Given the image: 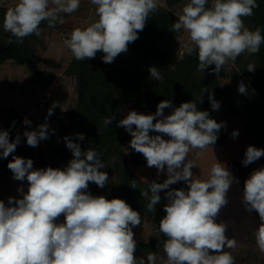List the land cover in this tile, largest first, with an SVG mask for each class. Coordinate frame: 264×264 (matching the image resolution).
<instances>
[{
    "label": "clouds",
    "instance_id": "9594fccd",
    "mask_svg": "<svg viewBox=\"0 0 264 264\" xmlns=\"http://www.w3.org/2000/svg\"><path fill=\"white\" fill-rule=\"evenodd\" d=\"M80 3L81 0H18L5 12L3 30L17 43H23L29 35H41L44 21L49 28L64 24L61 14L78 11ZM90 3L96 6L98 20L74 28L63 44L77 61L94 59L102 52V60L108 64L128 51L149 16L161 6L159 0ZM258 6L257 0H188L171 31L188 33L186 40L179 41L184 54L197 55L198 71L214 65L210 71L218 77L226 64L235 63L245 53L257 54L264 44V29L249 30L244 23V18L251 17ZM12 42L9 39L7 43ZM255 68L254 64L247 66L249 72ZM148 70L151 79H162L157 67ZM205 92H209L207 88ZM238 92L248 95L243 82ZM208 99L211 109L219 110L214 94L209 92ZM165 109L172 111L165 115ZM52 114L49 108L48 116ZM114 119L115 115L106 117L103 123L108 126ZM23 123L30 125L31 121L25 118ZM116 126L131 135L130 148L143 155L147 167H154L157 175L166 172L162 183L150 182L147 189H139L135 179L129 184L148 200L147 210L151 213L161 202L160 193H165V215L159 222V232L166 237L163 256L155 252L146 258L135 255L133 229L141 225L140 212L121 198L107 199L88 190L90 182L99 188L107 185L108 173L101 171L105 165L95 149L83 150L80 143L66 136L64 142L72 159L63 168H34L32 159L15 155L8 163L13 179L26 180L28 187L26 192L23 184L18 187L20 198L9 197L7 204L0 200V264H235L226 249H235L238 241L228 237V225L217 222V218L238 181L218 160L211 165L207 178L200 179L192 171L198 165L189 159L194 150L213 147L226 123L210 118V113L199 110L195 101L174 107L166 99L158 103L154 114L131 110ZM75 135L79 141L85 139L83 133ZM231 135L238 137V130ZM23 136L27 145L36 147L49 138V126L38 125L36 130L24 131ZM19 143V134L10 141L8 130H0V158L14 153ZM262 156L264 149L250 145L242 164L248 166ZM178 182L187 187L171 188ZM241 203L245 211L259 215L255 244L264 253V167L253 170L244 181Z\"/></svg>",
    "mask_w": 264,
    "mask_h": 264
},
{
    "label": "trees",
    "instance_id": "16d2710c",
    "mask_svg": "<svg viewBox=\"0 0 264 264\" xmlns=\"http://www.w3.org/2000/svg\"><path fill=\"white\" fill-rule=\"evenodd\" d=\"M160 1L164 5L160 2L158 11L149 16L143 31L138 33L139 38L129 44L126 53L119 55L110 64L103 62L102 52H98L94 59L83 61H77L71 52L59 60L45 57L46 33L57 32L64 24L58 23L49 28L47 21H44L40 25L39 37L32 34L24 38L23 43H17L15 37L3 30L4 14L8 7L0 5V66L12 62L15 66L24 68L27 71L25 85L31 87L32 91H41L44 94L48 92L58 74L64 73L74 78L78 98L70 124V137L80 143L83 150L92 148L100 153L101 161L105 165L101 171L108 173L109 180L104 188H98V196L104 195L107 199L121 198L134 210L139 211L141 217L146 216L155 224V234L151 240L137 241V257L147 256L152 252L159 255L162 252L166 237L159 232V222L165 215L163 206L167 201L164 198L165 193L161 192V202L156 206V212H148V200L141 196L139 189H147L150 182L141 181L135 173L137 168L146 165V160L142 154L130 148L131 135L124 128L116 126L118 121L123 119L122 113L126 107L154 114L158 103L167 99L172 101L174 107H179L183 102L195 101L199 110L209 112L210 92L217 101H223L222 105L228 110L242 105L247 115L245 131L250 143L255 141V144L264 146V44L260 46L257 54L245 53L237 58L233 64L240 66L241 74L234 73V84L224 88L217 75L210 71L214 65L204 72L198 71L199 61L196 54H179V41L183 30L171 31L172 24L178 19V15L171 9L188 0ZM257 4L259 6L253 10L254 14L244 18L246 27L253 31L257 27L264 29V0H257ZM90 7V0H81L78 11L70 15L62 13L61 16L66 20ZM9 39L13 41L12 44L7 43ZM248 64L256 66L254 72L247 70ZM152 66L160 70L161 80L151 79L148 69ZM240 82L247 86L248 95L238 92ZM205 88L209 92L203 94ZM171 111L172 109H165L164 114L168 115ZM3 115L2 129L8 130L10 141L14 140V133L22 123V116L16 111L7 110L3 111ZM113 115L115 119L105 126L104 119ZM79 133L84 134L83 141L77 140L75 134ZM164 138L168 139L166 136ZM226 145V135L220 131L214 146ZM126 146L129 147L127 154L124 150ZM13 155L32 159L33 164L43 168H63L72 159L71 151L67 149L65 142L51 146L36 155L26 152L19 143L14 153L7 158H0V171H11L7 165ZM133 179L139 189L129 186ZM92 185L90 182L89 191ZM186 187L183 182L171 186L174 189ZM232 255L235 264H264V259H254L248 253Z\"/></svg>",
    "mask_w": 264,
    "mask_h": 264
},
{
    "label": "rangeland",
    "instance_id": "374dc122",
    "mask_svg": "<svg viewBox=\"0 0 264 264\" xmlns=\"http://www.w3.org/2000/svg\"><path fill=\"white\" fill-rule=\"evenodd\" d=\"M159 2L161 1L159 0ZM210 2L211 0H209V3ZM17 3L18 0H0V5H6L8 8L15 6V4ZM186 3H188V1H185L184 3L171 10L178 15L182 12V8ZM161 4L163 3L161 2ZM97 20L98 16L96 15L95 5H92L90 9L85 10L75 17L66 19L63 27L60 30L51 34H49L48 32L46 33L47 37L44 40L46 51L44 53V56L53 57L57 60L62 59V57L64 56H68L71 51L65 47L63 41L64 39L68 38L69 34H67L65 31H71L76 28V26L79 27V25H81V27H86L89 24L96 22ZM62 29H64L65 31H62ZM187 36L188 33L183 31L180 41L186 40ZM183 53V49L179 47V54ZM0 68V81L3 85V88L12 97V102L14 105H18L19 101L23 102V104H21V110L27 113L36 103H38L39 96L43 95L44 93H42L41 91H32L31 87L25 85L24 81L27 77V71L24 68L17 67L12 62L7 63L6 65H2ZM234 73H240V66L233 63L226 64L221 70L218 78L224 88H226L228 85L234 84ZM15 75H17V82H15V79L12 80V77ZM64 80L66 79H62L60 83ZM56 88L57 87H55V89ZM55 89H51L52 94H56V96L52 95L55 98L53 99V106H56L57 104L59 105L63 97L67 100L65 105V109L67 111V119L66 121L64 120L63 122H59V124H55L54 138L56 145H58L64 142V137L71 136L70 124L73 112L77 105L78 97L76 92L75 80L73 77L65 86L64 90L56 92ZM18 91L21 94H18ZM218 102L220 103L219 110L213 111L210 105L209 112L210 116L213 119L219 122L226 123V127L222 128L220 131L226 135L228 145L213 147L210 146L203 151L194 150L192 153H190L189 159L195 161L198 167H193L192 171L196 175V177L200 179H206L211 165L218 160L219 162L224 163L233 173L238 183L233 184L228 193L229 203L225 208L221 210V213L217 218V222H225L228 225V237L235 238L238 241V246L235 249H226V251H230L231 254L248 253L249 255L253 256L254 259H264V253L260 252L255 244L254 233L256 231V228L260 224L259 215L255 211L248 213L247 211H245V208L241 203L244 181L248 178L253 170L264 167V156H262L257 161L249 164L248 166H244L242 164L244 153L247 147L250 145L261 149H264V146L255 144V141H253L252 144L250 143L249 137L245 131L247 115L242 105H238L237 107L228 110L226 107H224V105H222L224 103L223 101ZM7 107H4L7 111L14 110L13 105H9ZM45 109L46 108L39 107L34 111L36 114H42ZM54 109L57 108L53 107V111H55ZM48 110L46 111L47 113H45V117L47 118L51 117L47 115ZM131 110L134 109H132V107L130 106L126 107L124 112L122 113V117L124 118V116ZM137 112L143 114H153L150 112ZM54 113L56 114L57 112ZM234 130H238L239 132V135L236 138H233L231 135ZM19 133H22V129ZM48 141L50 140H47V144L49 145L50 143ZM124 150L128 151L129 147L126 146ZM33 167L43 168L42 166H38L35 163L33 164ZM135 173L136 176L144 182L164 181L167 178L166 172L157 175V170L154 167L149 168L147 167V165L140 166L135 170ZM11 178L13 179V174H11ZM10 180L11 179L8 175H0V200H3L6 204L9 197L20 198V194L17 192V189L21 186V184H23L25 192L27 191L28 187L26 180L21 182L13 179L11 180L12 183L10 182ZM98 188L99 187L93 183V185L90 187V192L93 195L98 196ZM141 218V225L135 227L133 231L135 233L136 241L146 242L154 237L155 224L152 222V220H150V218H147L146 216H142ZM62 219L63 217H61V220ZM158 256L162 257L163 251L160 252ZM144 257L146 258V256Z\"/></svg>",
    "mask_w": 264,
    "mask_h": 264
},
{
    "label": "crops",
    "instance_id": "0c3cea01",
    "mask_svg": "<svg viewBox=\"0 0 264 264\" xmlns=\"http://www.w3.org/2000/svg\"><path fill=\"white\" fill-rule=\"evenodd\" d=\"M79 27H81V25H79ZM62 31H65V30L62 29ZM67 31H65V32L67 34H70L73 30H71V31L69 30L68 32ZM14 79H15V82H17L16 81L17 75L12 77V80H14ZM62 79H66V80H64L63 82L60 83V81H62ZM70 79H71V77L67 76L64 73L58 74L56 80L54 81V83L52 84V86L50 87V89L48 90L47 93H51L52 94L51 89H55V87H57L55 89L56 92L64 90L65 86L69 83ZM18 94H21V93L18 91ZM52 95L56 96L55 93L52 94ZM41 96L42 95H40L39 98ZM66 101L67 100L63 97V99L61 100L60 104L59 105L57 104L54 107V108H57V109H54L55 111H53V114L51 115V117L47 118V120H46L45 119L46 118L45 117V113H47L46 112L47 109H45L44 112H42V114L41 113L40 114H36L35 113L34 110L36 108H39L38 105L36 106L37 103L27 113H25V112H23L21 110V108H22L21 104H23V102L19 101L18 105H14L13 102H12V97L6 92V90L3 88V85H2V83L0 81V130H3L2 129V124H3V121H4V115H3V111L5 110L4 107L5 106L7 107L9 105H13L14 106V108H13L14 110L13 111H16L17 113H19L22 116V119H23L22 123L16 129L14 135L15 136H17L18 134L20 135V143L24 147L26 152H28L30 154H33V155H36L40 151H43V150H45V149H47V148H49L51 146H57L56 142H55V138H54L55 124L56 123L59 124V122H63L64 120L66 121V119H67V111L65 109L66 108L65 107ZM19 104H20V106H19ZM9 111H12V110H9ZM54 112H57V113L55 114ZM25 118H27L28 120L31 121L30 125H25L23 123ZM40 123L41 124H44V123L50 124V125H48L49 126V139L40 141L38 146H36V147H31V146L27 145L26 137L23 136V132L26 131V130H28V131L36 130L37 126L40 125ZM21 129H22V133H19ZM9 138H10V136H9ZM47 140H50V141H48L50 143L49 145L47 144ZM11 174H13L11 171H5V170L0 171V175H8L10 177V179L13 180L11 178ZM11 180H10V182L12 183Z\"/></svg>",
    "mask_w": 264,
    "mask_h": 264
},
{
    "label": "built area",
    "instance_id": "2783aa9c",
    "mask_svg": "<svg viewBox=\"0 0 264 264\" xmlns=\"http://www.w3.org/2000/svg\"><path fill=\"white\" fill-rule=\"evenodd\" d=\"M53 99L52 94L45 93L39 98L37 105L41 108H46L47 110L49 108L53 109Z\"/></svg>",
    "mask_w": 264,
    "mask_h": 264
}]
</instances>
